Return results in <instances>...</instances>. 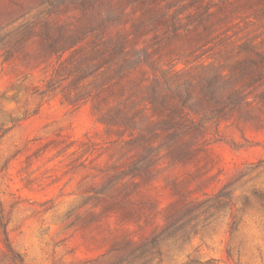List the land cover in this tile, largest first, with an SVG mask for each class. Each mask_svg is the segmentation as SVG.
Segmentation results:
<instances>
[{"label": "rangeland", "instance_id": "rangeland-1", "mask_svg": "<svg viewBox=\"0 0 264 264\" xmlns=\"http://www.w3.org/2000/svg\"><path fill=\"white\" fill-rule=\"evenodd\" d=\"M110 39L133 65L113 96L89 60ZM245 46L264 0H0V264H264V67L242 106L146 132L152 80L230 75ZM132 96L141 136L103 122Z\"/></svg>", "mask_w": 264, "mask_h": 264}, {"label": "trees", "instance_id": "trees-1", "mask_svg": "<svg viewBox=\"0 0 264 264\" xmlns=\"http://www.w3.org/2000/svg\"><path fill=\"white\" fill-rule=\"evenodd\" d=\"M94 30V29H93ZM129 41L123 39L118 40H98L94 42L95 48L92 51V55L89 60L104 64L105 70L102 73V79L95 82V88L97 91L107 89L110 95H114L113 87L119 85L120 82L126 78L128 70L133 68V65L126 60V55L120 52V47L127 44ZM54 51L60 52L61 49L53 47ZM245 50L252 51L255 58H249L240 68H236L232 71V74H225L219 70L212 69L210 72H204L200 77V84L193 83V80L181 73H173L170 76L162 74V83L158 79L152 80L148 95L152 100L154 110L165 111L169 117L163 120L160 124L155 122L147 123V133H152L156 127L165 128V130L173 129L179 124L176 123L177 118H182V115L186 111L197 112L202 110L208 105H215L220 108V113H225L226 109L230 111L242 106L246 102L245 91L237 85L239 80L246 84L247 82H256L255 80H261L263 77L262 68L264 67V52L260 50H253L248 46L244 47ZM146 55V61L148 62ZM152 70H156L152 68ZM255 70V71H253ZM236 71H240L239 76L235 77ZM78 73L81 70L78 69ZM197 83V82H196ZM73 87H75L72 84ZM167 89L169 93L177 98L180 102V106L171 105L163 97V89ZM133 97H129L127 102L125 101L126 111L121 107L115 109L114 114L106 115L103 118L105 124L122 125L128 131H136L140 136L144 133V130L136 125V119L143 120L144 112L133 106ZM130 102V105H129ZM132 102V103H131ZM148 167L145 163L142 168ZM137 169L136 170H141Z\"/></svg>", "mask_w": 264, "mask_h": 264}]
</instances>
